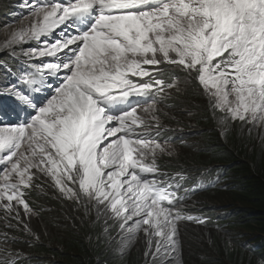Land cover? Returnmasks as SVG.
Instances as JSON below:
<instances>
[{"label":"snow or ice","instance_id":"obj_1","mask_svg":"<svg viewBox=\"0 0 264 264\" xmlns=\"http://www.w3.org/2000/svg\"><path fill=\"white\" fill-rule=\"evenodd\" d=\"M32 13L38 22L12 33L9 46L57 28L60 36L24 52L55 62L33 63L19 86L0 89L5 115L16 110L9 96L34 112L19 124H0V207L30 211L25 189L36 169L65 197L82 195L97 213H110L121 229H142L145 256L170 255L177 222L203 220L183 216L180 184L161 179L157 158L167 149L152 134L161 131L155 97L176 82L153 69L174 65L224 120L264 128V0H62ZM0 256V264H17L16 253Z\"/></svg>","mask_w":264,"mask_h":264},{"label":"trees","instance_id":"obj_2","mask_svg":"<svg viewBox=\"0 0 264 264\" xmlns=\"http://www.w3.org/2000/svg\"><path fill=\"white\" fill-rule=\"evenodd\" d=\"M10 57L8 52H4L2 58L5 59L0 61ZM174 76L180 78L181 74L174 71ZM190 86V97L184 92L181 94L184 98L164 101L168 115L177 116L176 111L185 106L182 99L193 107L194 133L197 135L196 144L188 146L185 156L181 155L185 162L170 164L169 169L178 170L172 167L175 165L186 168L189 173L208 170L214 177L210 188L197 192V199L205 201L203 209L197 213L206 214V221L200 225L182 223V226L187 225L185 229L208 233L214 239V248L203 250L204 254H201V250L189 245L188 255H178L172 264H244V259L252 264H261L264 260V132L251 123L224 120L223 113L213 111L201 98L203 92L198 84L191 80ZM188 126L180 123L172 128ZM25 199L33 203V209L35 205H40L42 210L45 205L51 207L39 211L40 216L50 220L45 228L18 225L10 220L16 227L14 230L6 228L5 221L0 220V231L18 239L13 244L0 243V253L5 250L20 252L24 263L17 261V264H144L145 255L141 248L135 250L117 245L107 249L105 245L115 230H111L108 236L110 229L102 224L103 220L97 213L90 210L88 214L76 213L66 204L61 208L59 201H52L49 191L47 194L37 188L32 189L29 198ZM56 214L59 216H54ZM77 218L78 221L75 220ZM225 230L232 243L221 235Z\"/></svg>","mask_w":264,"mask_h":264},{"label":"rangeland","instance_id":"obj_3","mask_svg":"<svg viewBox=\"0 0 264 264\" xmlns=\"http://www.w3.org/2000/svg\"><path fill=\"white\" fill-rule=\"evenodd\" d=\"M45 2H48L47 0H0V60H4L5 58H2V54L4 52H8L9 54H16L18 55L22 60L28 61V63H47L48 57H42L39 59L32 58L31 60L29 57L24 55V52L28 49L32 48H39L42 46L41 42L48 41L49 43H52L55 41V39L59 38L60 36V28L54 29L52 33L47 35H41L39 39H26L23 41H20L18 43L11 44V46L8 45L7 41L11 39L12 33H19L21 29L23 30H29L34 23H37L40 18L33 16L32 9H34L38 5H42ZM51 3V2H49ZM48 37V39H46ZM55 61V59H54ZM161 65H165L166 67H170L171 70L178 71L181 74L180 78L173 77L172 81L176 82V85L172 88H165L164 92L162 93L163 99H160L159 101H156V115L159 117L160 125L161 127L170 128L171 131L180 130L179 132H184L189 130L190 133H194V129L196 128L194 125L195 123V112L193 107L190 104H187L185 99H182V102H185V106H183L181 109L176 111L177 116L174 114L168 115L165 112L166 104L164 103L165 100H169L171 98L181 99L184 98L181 96L182 93L186 92L188 93V97H190V93L192 91L190 86V81L192 78L188 77L186 73L180 71L177 69L174 65H169L167 63H163ZM150 67V66H146ZM191 79V80H190ZM171 81V82H172ZM170 82V83H171ZM11 84L7 82L4 87H10ZM203 92V90H202ZM205 101L208 102V99L205 95H202L201 97ZM153 102V101H152ZM148 104H151L148 102ZM148 104L141 106L147 107ZM159 104H162L158 106ZM219 111V110H218ZM149 119L151 118V114H145ZM239 121V120H238ZM180 123H186L190 126L185 128H172L174 125H178ZM250 124V123H248ZM255 126L264 132V128L260 126L259 123L255 124ZM196 133V132H195ZM264 136V133H263ZM196 138L193 136L192 138H187L185 141H182V139H176L171 142H163L162 145H165L166 151L163 153L158 154L157 163H162L165 166H170V164H183L185 160H182L183 158L181 155L186 154L188 151V146H193L196 144ZM172 167H175L173 165ZM178 168V167H175ZM35 175L33 176L32 185L30 188L25 189V197L29 198V195L32 191V189H39L41 191H44L48 194V191L51 195V199L53 202H60L61 208L65 207L64 204L67 205V208L73 209L76 211V213L80 212H86L88 214V211L97 213L96 209L92 208L91 205L87 202V198L83 197L81 195L80 199L72 198L69 199L68 197H65L54 185L52 180L46 176L44 173L37 171L36 169L32 170ZM207 176H210V172L206 170ZM70 187H74L77 191L79 190L78 184L77 185H69ZM41 194V192H40ZM197 193L194 195L192 200L189 202V204L183 206L180 211L182 215H184L187 212H191L193 210H202L204 205V200L197 199ZM26 202L29 205L30 211L26 214L25 210L22 206L17 207V211H13L11 213H7L5 209L0 207V220L5 221L4 225L6 228L10 230L16 229L11 225L10 220H13L14 223L20 224H31L35 228H45L50 220V218H43L40 216L39 211H46L51 209V207H48L45 205L43 207V210L37 205L35 209H33V203H29L28 199H26ZM69 203V206H68ZM216 205V204H214ZM217 207H221L219 205H216ZM37 209V210H36ZM87 209V210H86ZM225 209V208H223ZM59 213V212H58ZM17 214H19V220L16 218ZM59 216V215H54ZM97 216L101 217L103 220L104 225H108V236L111 235V230H115V234L111 236L108 239V243L105 245L107 249L114 248L117 245H123L128 246L129 249H142L145 253L149 250V237L145 234V232L142 229L133 230L132 232L127 231V229H121L119 226V223H117L109 213L108 216H105L103 211L100 213H97ZM79 218V217H78ZM78 218L75 219L78 221ZM185 222L184 220H180L177 222V228H178V240L176 249L174 252H172L170 255H163L158 256L156 258L152 256H145V262L144 264H153V259H155L156 264H172L176 261L178 255L181 257H185L189 253V245H192L196 250H201V254H204L203 250L211 251L209 248H214V239L212 237L208 236V233H200L196 231H191L188 228L185 229V226H182V223ZM132 222H129V226H131ZM186 224V223H184ZM197 224V223H194ZM15 225V224H14ZM199 225V224H197ZM182 226V227H179ZM26 230V228L24 229ZM223 235L227 240H230L228 237L227 230L224 231ZM7 236V232L0 231V243L7 242V243H14L18 239H13L12 236H7V239L10 240L6 241L5 237ZM128 238V239H127ZM115 240V241H114ZM232 243V240H230ZM234 243V242H233ZM152 251H155V243L152 244ZM1 252V251H0ZM13 252L16 254H19L18 251H8ZM51 259V258H49ZM47 262H52L50 260L42 259ZM244 264H252L251 262L247 261L246 259L243 260Z\"/></svg>","mask_w":264,"mask_h":264}]
</instances>
